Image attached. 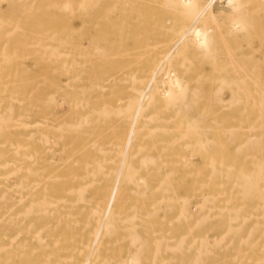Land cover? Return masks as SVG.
<instances>
[{"label":"bare ground","instance_id":"bare-ground-1","mask_svg":"<svg viewBox=\"0 0 264 264\" xmlns=\"http://www.w3.org/2000/svg\"><path fill=\"white\" fill-rule=\"evenodd\" d=\"M0 264H264V0H0Z\"/></svg>","mask_w":264,"mask_h":264}]
</instances>
